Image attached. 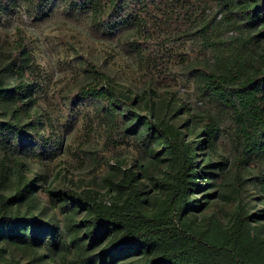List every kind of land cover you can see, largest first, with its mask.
I'll use <instances>...</instances> for the list:
<instances>
[{
    "label": "trees",
    "instance_id": "1",
    "mask_svg": "<svg viewBox=\"0 0 264 264\" xmlns=\"http://www.w3.org/2000/svg\"><path fill=\"white\" fill-rule=\"evenodd\" d=\"M21 6L33 22L85 26L149 86L121 83L78 50L81 82L55 114L31 38L18 30L0 49V264H264V0H0V20ZM187 42L203 59L182 56L183 84L205 109L155 88ZM82 120L76 150L94 172L108 165L105 191L68 185L57 168ZM230 176L237 206L214 242L194 224Z\"/></svg>",
    "mask_w": 264,
    "mask_h": 264
},
{
    "label": "rangeland",
    "instance_id": "2",
    "mask_svg": "<svg viewBox=\"0 0 264 264\" xmlns=\"http://www.w3.org/2000/svg\"><path fill=\"white\" fill-rule=\"evenodd\" d=\"M18 30H22L32 40V55L43 72L42 81L45 90L41 100L49 105L55 114H58L57 107L62 102L61 97L64 92L69 88H76L81 82L80 71L75 72L71 67L73 61L74 64H77L74 55L78 50L90 55L121 83L138 91L149 86L148 83H143L144 72L129 55L111 43L93 38L85 26L71 19L53 14L43 21L33 22L26 14L24 6H21L17 14L6 16L0 20V49L8 50L13 47ZM176 48L179 49L180 59H176L172 63L171 71L165 79L155 81V88L158 91H176L179 96L189 97V101L194 107L205 109L206 106L198 102L192 94L193 85L185 86L181 76L182 56H190L191 60L198 59L200 61L203 59L202 51L191 42L185 43L181 48L178 46ZM167 116L170 117L171 114ZM85 132L87 130H85L82 120L79 127L67 135L71 152L67 154L65 162L57 168H62L66 172V184L68 185L72 183L76 186H87L105 191L103 179L109 175L108 165L105 164L94 172L92 171L93 165L87 155L76 150V146L84 148ZM91 134L89 145L102 146L105 140L103 132L97 128ZM226 148V154L230 153V147ZM127 154L139 155L137 151ZM121 155L124 156L126 153H121ZM231 181V176L216 181L218 191L212 200H215V205L199 213L198 220L194 224L197 230H208L209 238L214 242L220 240L237 206V200H234V197L228 198L231 192L228 184Z\"/></svg>",
    "mask_w": 264,
    "mask_h": 264
}]
</instances>
